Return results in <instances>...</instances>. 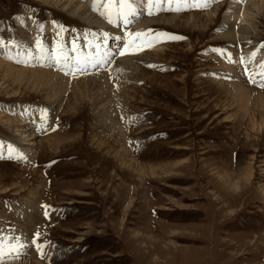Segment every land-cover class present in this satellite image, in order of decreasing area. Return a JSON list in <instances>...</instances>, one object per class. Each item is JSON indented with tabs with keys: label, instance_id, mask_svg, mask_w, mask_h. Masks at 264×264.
I'll list each match as a JSON object with an SVG mask.
<instances>
[{
	"label": "rangeland",
	"instance_id": "1",
	"mask_svg": "<svg viewBox=\"0 0 264 264\" xmlns=\"http://www.w3.org/2000/svg\"><path fill=\"white\" fill-rule=\"evenodd\" d=\"M66 1L0 0V240L6 249L25 245L4 264H264V11L251 9L262 0H212V21L204 9L164 0L157 16L164 9L175 23L139 28L146 36L128 50L127 72L111 71L122 65L116 57L106 73L124 94L105 90L101 108L67 92L51 107L48 90L7 70L24 67L26 44L50 56L71 54L74 37L77 51L86 36L101 44L96 28L67 12L77 0ZM136 1L146 12L147 0ZM235 1L256 27L247 53L219 32ZM156 32L182 39H153ZM27 61L55 70L52 60ZM42 109L48 120L32 118ZM36 233L55 245L42 256L31 244Z\"/></svg>",
	"mask_w": 264,
	"mask_h": 264
},
{
	"label": "bare ground",
	"instance_id": "2",
	"mask_svg": "<svg viewBox=\"0 0 264 264\" xmlns=\"http://www.w3.org/2000/svg\"><path fill=\"white\" fill-rule=\"evenodd\" d=\"M58 1L61 2L62 0H58ZM211 1L212 0H206V3H205V0H200L201 6L198 7V8L204 9L205 14L207 16H209V20H211L210 16L215 13L216 8H217V7H211L210 8L209 2H211ZM66 2H67L66 5H70L72 3V0H67ZM132 2H133V6L135 8H137V10L139 11L140 15H139L138 18L137 17H130V19L133 21L132 24L129 26V30L130 31H132V30L141 31V29H139V28H141V27L142 28L143 27H147L148 28V26L150 24H152L153 22H157V21H160V22H162L164 24H168V25H173L175 23V21H176L175 20V16H171V15L170 16H166L165 13H164V9L161 10L160 13L162 15L159 17V16H157V8L155 6H153V13L154 14L153 15H147L146 12L143 11V9L140 10V7L137 4L136 0H132ZM103 3L104 2H102V4L99 5L100 11H104ZM84 4H85V2H84ZM184 5L186 7H188L187 9L197 8V7L194 6L193 0H188V1L186 0V2H184ZM251 9L260 10V11L263 10L264 11V0H262L260 3L258 2V4H257V2L256 3L252 2ZM144 10L146 11V8ZM245 10L246 9L243 8L239 3H236V1L232 2L230 4L228 10H227V13H226L225 17H224L225 24L221 25L220 28H219V32L223 33V35L225 37H227L228 39H230L232 42H237L239 44L244 45L243 48H240L239 53H247L251 49L256 47L254 44H251V41L249 39V36L251 35V33L249 31L250 30L249 28H251V29H253V31H255L256 27L251 24L252 23L251 18H250L251 16L249 15L248 11L244 12ZM253 11H252V13H253ZM67 12L69 14H71L72 16H74V17H78V19L81 22L85 23L86 25L96 28L94 30H95L96 34L99 36L98 37L99 40H101V44H100L101 53H103L104 51H113L112 47L111 48L108 47V44H106V42L107 41L109 42L110 40L114 41L116 35H120V36L124 35L123 34V24H122V22L114 20L113 23L115 24V27H113L112 25H109L106 22L105 19L101 18V16L99 15V12H94L92 10V6L90 4L89 5H83L81 0H77L75 5L73 6V8L71 7V9H69ZM191 15L192 14H189L191 19L193 20V17ZM256 15H257V13H256ZM162 16H164V17H162ZM177 19H178V17H177ZM231 19H237L241 23H245L247 26L246 25L245 26L237 25L236 23L232 24L230 22ZM180 22H181V24L182 23H184L185 25L192 24L194 27L195 26L197 27L195 21H191V20L190 21H188V20L183 21L181 19ZM208 23H209V21H208ZM32 25H34V24H30V26H29L30 29H31ZM200 26L203 27L202 24L199 25V27ZM47 27H49V26H47ZM32 28H33V26H32ZM96 34H95V36H97ZM24 35L27 36V39H29V38H31V36H33V31L29 30V31H27V33L25 32ZM83 39H84L83 41L85 43H87V45L95 46L97 44V41H96V39L93 38V36L92 37L91 36H89V37L86 36ZM233 45H232V47H234ZM114 46H113V48H114ZM22 49H23L22 57H23L24 67L16 68V67H13V66L9 65V66H7V70H10V71H12L14 73V75L16 76V77H14V79L16 78L18 80V79H23L24 78V79H27L29 81L30 86L32 84L36 83V84L41 85V87H43L44 89L48 90L49 95L52 96L51 107H55V105H60V103H61L60 97L62 96L63 92L64 93L65 92L71 93V95L72 94L75 95V93H76V95L81 93L82 95L84 94V95H87V96L92 97V98L94 97L95 105L98 106L99 108H101V106L103 104V103L99 102V99H102L105 90L107 91L108 89H112V91H115L117 89L118 90V95L122 94L123 90H122V87L119 84H117L118 87L116 89H114V87H112V86L108 87L109 84L107 85V83H106L107 82L106 80L108 78V77H106L107 76L106 73L109 71L108 70L109 68L102 69L99 72H92V73H90L88 75H77L76 77L72 76L70 78L69 76H65L62 72H59V71H56V70H47L48 66L45 67V69H41V68H37V69L36 68H31L30 69V68H27V62H28L27 60L29 58V54H31L30 57H35V59L37 60V63H42L44 60L45 61H48V60L50 61L51 60V58H50L51 56L49 55L47 49L46 48L44 49V47L42 45H40V46L37 45L35 48H33V46H31V45L29 46V44H26V45L23 46ZM38 49H43V54H41L38 51ZM84 49H86L85 52L90 51L89 47H86ZM235 49H237V48H235ZM260 52L262 53L261 54V56H262L263 53H264V50H261ZM65 53L70 54V52H67V51ZM236 55H237V52H236ZM131 57H132V55H130L129 53L126 54L123 57L117 56V59H119L122 62V65L118 66V64L115 62L114 63L115 66L111 67V69H112L111 71H116V74H118V72H120L121 75H122L123 72H127V68L129 69V66L131 64V59H132ZM248 57H249V55L241 56L239 61H241V62L244 61V60L246 61V59H244V58H247V60H248ZM43 65H45V64H43ZM229 69H233V68L231 67ZM27 80H25V81H27ZM119 80L120 79L116 78L115 82L118 83ZM18 82H20V81L18 80ZM36 84H34V86ZM97 92H98V96H94V94H92V93H96L97 94ZM106 93L108 94V92H106ZM123 94H124V91H123ZM108 102L109 101H107L106 103L108 104ZM64 109H66V108H64ZM41 114H42L41 110H36V112H35V110H33L31 112L32 118H36V117L40 118ZM49 115L50 114L47 113V116H46L47 120H48ZM104 116H105V114H104ZM107 119H106V121H107ZM49 121L51 122V120H49Z\"/></svg>",
	"mask_w": 264,
	"mask_h": 264
},
{
	"label": "snow or ice",
	"instance_id": "3",
	"mask_svg": "<svg viewBox=\"0 0 264 264\" xmlns=\"http://www.w3.org/2000/svg\"><path fill=\"white\" fill-rule=\"evenodd\" d=\"M143 2V0H141ZM175 2L177 8L185 2V0H167L169 6ZM164 3V0H147V8L146 14L153 15V6L157 9L160 5ZM206 3V0H205ZM193 4L195 7H200V0H193ZM104 11H100L99 4L97 0H93L92 10L94 12H99V15L102 19H105L109 25L115 27L113 23L114 20L120 21L123 24V34L126 37H132L131 40H125L123 45H120L121 36H115V42L117 43V47L114 51H104L101 53L100 51V44L97 43L95 46L85 45L86 47L90 48V51L85 52L83 51V47L80 51H77L76 43L77 38L74 37L71 47V54L65 53L62 48L56 49L54 48L51 55V60L54 62L55 70L62 72L65 76H72L77 75H88L92 72H99L102 69L110 68L117 56L123 57L128 54V50L135 46L136 48H141L143 44V38L146 36L145 32L137 31L131 32L129 30V26L132 24V20L130 17H139L140 13L133 6L132 0H105L103 3ZM149 33L153 32V30H148ZM159 37H166L168 40H176L182 39V37L169 34L166 32H156L155 38ZM141 39V43H137V39ZM39 44V42H37ZM148 43L150 44L151 41L149 40ZM261 48H264V43L260 45ZM225 49L221 46L219 48H213V51L217 53H222ZM38 51L43 54V49H38ZM31 54H29L30 58ZM151 67V65H149ZM247 74V73H246ZM109 79H113L111 74H109ZM250 83H257L255 79L250 78ZM259 87H264V83L257 84ZM113 87L117 88L118 85L113 83ZM40 119L44 120L47 116V110H41ZM121 119H124V116H121ZM2 158V157H0ZM44 208H49L50 206L42 205ZM51 211H55V209H51ZM45 218L49 217V211H45L44 213ZM31 244L35 247L38 254L41 256L43 255V249L48 246L55 247V245L46 239H43L40 233L34 234ZM25 254V245L17 241L15 244H9L7 249L2 240H0V264H4L5 256H11L14 259L19 258L20 256Z\"/></svg>",
	"mask_w": 264,
	"mask_h": 264
}]
</instances>
